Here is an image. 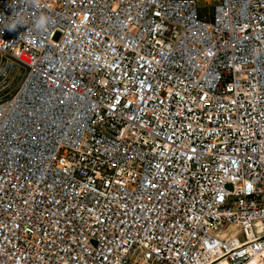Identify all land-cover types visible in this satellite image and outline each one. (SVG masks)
<instances>
[{
	"label": "built area",
	"instance_id": "1",
	"mask_svg": "<svg viewBox=\"0 0 264 264\" xmlns=\"http://www.w3.org/2000/svg\"><path fill=\"white\" fill-rule=\"evenodd\" d=\"M263 251L264 0H0V264Z\"/></svg>",
	"mask_w": 264,
	"mask_h": 264
},
{
	"label": "clouds",
	"instance_id": "2",
	"mask_svg": "<svg viewBox=\"0 0 264 264\" xmlns=\"http://www.w3.org/2000/svg\"><path fill=\"white\" fill-rule=\"evenodd\" d=\"M12 28H15V25H12Z\"/></svg>",
	"mask_w": 264,
	"mask_h": 264
},
{
	"label": "bare ground",
	"instance_id": "3",
	"mask_svg": "<svg viewBox=\"0 0 264 264\" xmlns=\"http://www.w3.org/2000/svg\"><path fill=\"white\" fill-rule=\"evenodd\" d=\"M263 253H264V251H263Z\"/></svg>",
	"mask_w": 264,
	"mask_h": 264
}]
</instances>
